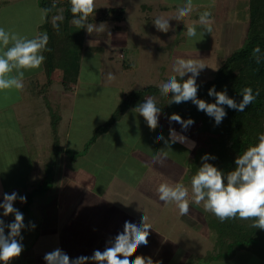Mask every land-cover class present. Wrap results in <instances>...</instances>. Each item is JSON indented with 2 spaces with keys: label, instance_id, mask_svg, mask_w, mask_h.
Returning <instances> with one entry per match:
<instances>
[{
  "label": "crops",
  "instance_id": "1",
  "mask_svg": "<svg viewBox=\"0 0 264 264\" xmlns=\"http://www.w3.org/2000/svg\"><path fill=\"white\" fill-rule=\"evenodd\" d=\"M0 5V27L28 38L42 33L41 26L45 22L46 14L39 6L38 0H0ZM72 20L70 25L73 24ZM58 48L56 46L54 52V67L58 60ZM3 50L6 49H0ZM119 57L124 58V55L119 54ZM41 67L45 69L44 63ZM81 69L78 68L75 80L60 78L57 82L59 87L61 85L68 88L54 96V101L60 102L58 106L62 107L60 111H56L60 117L58 129L66 128V131L60 134L63 136L56 156L52 157L55 153L53 146L45 148L48 153L52 152L50 160L55 157L56 159L48 165L53 168L51 187L42 189L44 193L41 197L35 198L31 194L37 189L40 190L37 187L34 190V180L43 181L46 176L39 173L40 165L35 159L26 160V152L17 153V148L8 144L7 138L4 137L12 134L14 144L18 145L19 122L15 102L7 98L12 90L0 91V174H3L4 182L7 181L6 186H17V182L25 180L26 175L24 188H13L10 192L20 191V194L17 192L19 195L27 197L26 203L17 200L14 207H24L25 224L33 222L36 225L35 229L26 227L22 230L24 251L9 264H46L44 255L56 248H60L73 259L81 255L91 256L95 250L103 251L105 247L110 246L109 241L123 232L125 221L139 225L145 214L152 227L149 229L148 244L141 245L130 260L140 255L151 257L154 262L159 261L160 264H253L251 259L255 256L259 259V264H264L263 259L244 249L231 257L217 258L209 256L213 249L207 248L201 253L203 242L197 241L202 247H199L200 250L191 247L189 237L192 232L188 229L194 226L199 229L200 219L203 220L209 213L204 210L203 203L197 205L192 198L188 163L194 156L195 147L191 150L187 148L185 151L172 152V155L167 153L166 158L157 159L156 153L160 149H154L150 141L142 140L137 126L131 128L134 132L128 136L118 127L128 115L133 120L147 125L144 118L133 111L135 107L126 109L119 118L102 129L86 148L95 130L110 120L126 93L121 88L99 83L101 88L93 94L92 89L97 82H83ZM25 71L27 73V70ZM30 76L32 78L35 75L30 73ZM107 91L113 93L107 96V101L100 98L98 100L99 94ZM17 92L18 90L13 89L14 96L18 98ZM42 96L46 97L45 94ZM103 101L109 106L102 109L103 115L98 121L94 120L92 111L98 107L89 105ZM159 122V125H162L159 129L172 128L188 137L189 141L194 140L187 131L178 130L161 120ZM13 169L16 170L15 178L10 179L9 171ZM165 181L182 183L188 189V215L181 216L174 202L165 204L159 200L156 188ZM6 186H0V195H3ZM31 198L33 201L29 200ZM7 218L14 221L11 214ZM206 222L207 226L204 227L207 228V236H211L210 231L214 232L213 238L209 240V245L214 247V222L211 219ZM5 231L7 234L8 230ZM89 264L93 262L89 261Z\"/></svg>",
  "mask_w": 264,
  "mask_h": 264
},
{
  "label": "rangeland",
  "instance_id": "2",
  "mask_svg": "<svg viewBox=\"0 0 264 264\" xmlns=\"http://www.w3.org/2000/svg\"><path fill=\"white\" fill-rule=\"evenodd\" d=\"M185 3L186 0H95L96 9L91 15L93 18L102 15L100 9L106 7L124 8L126 14L125 19L119 22L110 19L104 21L94 20L89 24L94 26L102 24V31L94 30L91 34L87 32L86 28H78L74 24L66 26L65 22L62 21L56 39V46L57 48L60 46V48L56 50L58 60L55 62L54 70L51 72L40 66L38 69L27 70V73L25 71L24 87L22 90H18V98L14 96L13 90L11 91L12 94L10 93L7 97L10 101L15 102L14 107L19 122L17 129L19 132L18 145L14 144L15 139L11 136L12 134L4 135L7 138V143L14 146V148L16 147V152L19 154L26 152V160L35 159L40 165L39 173L47 177L45 171L50 162L53 163L52 161L56 157L50 160L52 152L49 151L48 153L45 148L49 145L53 146L55 153L52 157L56 156L60 146L59 142L62 139L61 136H63L60 134L66 131V128L58 129L60 117L56 114V111L58 112L62 107L58 106L60 102L54 101L56 98L54 96H58V93L62 92L65 87L63 88L61 85L59 87L57 82L60 78L75 80L78 68H82L83 82L86 80L97 82V85L92 89L93 94L101 88L100 84L102 83L114 86V88H121L125 93L139 91L147 85L161 86L172 75H176L173 67L178 58L195 59L198 63L205 65V68L196 78L197 83L212 79L223 61L242 47L245 42L248 30V0H193L194 10L185 18L189 26H192L194 22H198L200 13L204 11L211 12L213 31L211 33L205 31L203 36L201 35L203 29L197 24V36L190 39L186 33L185 23L183 21L178 22L175 19L169 20L170 30L167 33L158 31L153 21L160 16L165 18L174 17L177 9L183 7ZM57 11V14L53 15V19L63 17L64 8L62 7ZM119 54H123L124 58H120ZM38 70L43 72L40 73ZM29 72L35 76L31 78ZM189 75L191 74H186L185 77L188 78ZM65 89H68L67 86ZM42 94H45L46 97L44 98ZM112 94V91L103 92L99 94L98 100L99 98L106 100L107 96ZM96 103L92 102L89 106L98 107L92 111L94 120L98 121L103 115L102 109L108 104L104 101L103 103ZM54 114L56 116H53ZM121 122L118 127L122 128L127 136L134 132V129L131 128L137 126L141 139L150 141L155 147L154 149H165L167 153L172 155V152L185 151L188 148L186 144L177 142L171 144L170 149H166L164 141L157 142L156 137L160 134L166 140L169 138V130L164 127L163 129L158 127L155 131H152L145 123L130 118V115ZM161 122L176 127L178 130H183L182 126L177 125L174 121L170 123L169 120H161ZM159 126L161 128L162 125ZM186 131L191 134L190 131ZM58 133L60 136L57 135ZM131 136L133 135L131 134ZM187 140L191 142L188 137ZM45 162H47L45 165L47 167H42ZM15 172V169L9 171L10 179L15 178ZM19 172L21 173V170L18 171V176H20ZM2 175L0 174V186H6L7 181L4 182ZM45 177L43 181L46 179ZM24 178L25 180L17 182V186L12 184V186L3 187V191L11 194L10 189H23L26 184V175ZM45 181L40 180L38 182L34 180V190L36 187L42 188ZM38 190L33 191L34 193L31 192L35 198L41 197L44 193V190ZM17 192L21 193L20 191ZM33 198L29 200L31 201ZM2 200L3 195H0V202ZM17 209L22 213L26 212L24 207L18 206ZM2 213L3 209H0V218L4 219L6 224L12 222L9 219L10 217H3ZM204 219H200L201 226L199 229L196 226L188 229L192 232L189 237L192 248L200 250L197 241L203 242L204 246L201 253L207 248L210 250L214 248L212 244L209 245V240L213 238L214 232L210 231L211 236H207L206 221L211 219L214 222V224L211 223L215 228L214 231H216V227L220 222L210 212L205 215ZM204 225L206 226L204 227ZM214 251L216 256H213L221 258L223 252L221 247L215 248ZM251 261L253 264H259V259L255 256Z\"/></svg>",
  "mask_w": 264,
  "mask_h": 264
},
{
  "label": "clouds",
  "instance_id": "3",
  "mask_svg": "<svg viewBox=\"0 0 264 264\" xmlns=\"http://www.w3.org/2000/svg\"><path fill=\"white\" fill-rule=\"evenodd\" d=\"M70 5L73 15L72 23L75 26L86 28L89 34L94 30L102 31V24L94 26L87 23L88 17L96 9L95 0H70ZM193 10V0H186L185 5L177 9L174 17L160 16L153 21V24L158 31L167 33L170 30V19H175L178 22L183 21L190 39L197 36V24L203 29L202 36L205 31L211 33L213 21L209 11L200 13L198 22H194L192 26L187 24L185 18ZM48 42L49 37L46 33L28 38L0 27V49H6L0 51V91L23 89L25 70L38 69L44 63L46 58L43 52L50 51L47 48ZM260 53L261 49L258 46L253 49V56L257 63L261 62ZM204 68L205 65L198 63L195 59L178 58L173 67L176 75H172L167 82L160 86L161 95L167 97L171 94L169 104L191 101L199 111L214 118L217 126L227 116L223 106L226 105L229 109L243 112L255 100L253 90L249 87L242 90L243 99L239 103L227 95L226 88L218 92L215 86L208 90V95L215 98L214 103L197 98L199 86L196 78ZM189 73L191 75L184 79L185 75ZM133 111L144 118L150 130L155 131L159 127L161 109L153 98H147ZM168 119L170 123L174 121L181 124L185 131L194 124V120L191 118L184 120L175 113ZM156 141H164L166 149H170V145L177 142L186 144L190 150L195 147L194 141L188 142L187 137L172 128L169 129L167 140L160 134L156 137ZM166 157L165 149L156 153L157 159L162 160ZM215 158L209 154L201 157L204 162L191 178L193 202L197 205L203 203L204 210L212 213L221 222L236 218L252 220L254 228L264 230V133L259 135L258 143L255 146L247 148L236 157L234 170L227 174L207 162L209 159ZM156 192L159 200L165 204L174 202L181 216L189 214V193L182 183L162 182L156 188ZM17 200L26 203L27 197L13 191L11 194L3 193V200L0 202V209H3L2 216L7 217L10 214L14 216V221L7 224L4 219L0 218V262L2 264H9L24 251L22 230L26 227L31 229L36 227L33 222H29V225L25 224L23 213L14 207V202ZM6 229L8 230L7 234ZM149 229L152 227L145 214L139 225L125 221L123 232L118 233L113 240L109 241L110 246L105 247L103 251L95 250L91 256L81 255L73 259L60 248H56L46 253L43 259L46 264H89V261L93 264H160L159 261L154 262L151 257L140 255H137L134 260L129 259L141 245L148 244Z\"/></svg>",
  "mask_w": 264,
  "mask_h": 264
},
{
  "label": "trees",
  "instance_id": "4",
  "mask_svg": "<svg viewBox=\"0 0 264 264\" xmlns=\"http://www.w3.org/2000/svg\"><path fill=\"white\" fill-rule=\"evenodd\" d=\"M38 4L46 14L41 31L49 37L47 48L50 51L43 52L46 58L44 67L52 72L59 26L62 21L66 26H69V22L73 19L70 0H38ZM62 7L64 8L63 17L57 20L53 19V15ZM247 8L248 30L244 44L223 61L212 79L197 83L199 86L197 98L208 103L215 102V98L208 95V90L212 86H215L218 92L226 88L227 95L237 103L243 99L242 90L246 87L251 88L256 98L243 112L229 109L226 105L223 106L227 116L217 126L214 118L199 111L191 101L169 104L171 94L165 97L161 95L159 85H147L139 91L127 92L124 95L123 101L110 120L95 130V134L87 143L86 148L102 129L119 118L126 109L136 107L151 97L161 109L160 120L167 121L168 117L174 113L184 120L189 118L194 120V124L187 129L195 141L194 156L188 163V176L192 178L197 173L198 168L204 162L201 157L205 154L216 157L207 162L216 166L223 173L227 174L234 170L236 157L247 148L255 146L258 143L259 135L264 133V0H248ZM100 10L102 15L98 18L89 16L87 23L108 19L119 22L125 19L126 10L124 8L106 7ZM257 46L261 49L260 63H257L253 56V49ZM177 78L179 79V77ZM184 79L187 78L184 77ZM257 93L258 95H256ZM175 123L181 126V124ZM52 169L51 166L46 169V181L44 180L45 184L40 189L51 187ZM252 224V220L239 218L220 221L216 227L213 251L215 248L221 247V251H223L221 258H228L244 249L264 260V230L254 228ZM213 251L209 253V256H216Z\"/></svg>",
  "mask_w": 264,
  "mask_h": 264
}]
</instances>
